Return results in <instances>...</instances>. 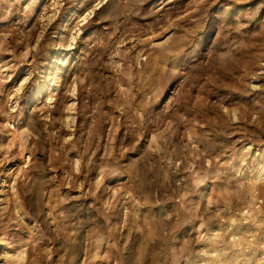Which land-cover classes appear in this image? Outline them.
I'll return each mask as SVG.
<instances>
[{
  "label": "rangeland",
  "instance_id": "obj_1",
  "mask_svg": "<svg viewBox=\"0 0 264 264\" xmlns=\"http://www.w3.org/2000/svg\"><path fill=\"white\" fill-rule=\"evenodd\" d=\"M0 264H264V0H0Z\"/></svg>",
  "mask_w": 264,
  "mask_h": 264
}]
</instances>
